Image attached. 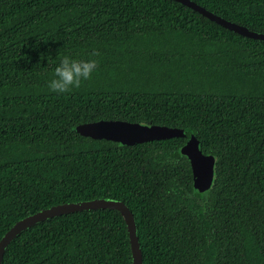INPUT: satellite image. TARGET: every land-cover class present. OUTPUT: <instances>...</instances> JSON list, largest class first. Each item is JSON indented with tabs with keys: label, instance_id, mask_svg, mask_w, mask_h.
<instances>
[{
	"label": "trees",
	"instance_id": "obj_1",
	"mask_svg": "<svg viewBox=\"0 0 264 264\" xmlns=\"http://www.w3.org/2000/svg\"><path fill=\"white\" fill-rule=\"evenodd\" d=\"M264 34V0H190ZM95 53V55H93ZM63 55L98 61L66 94ZM126 121L191 132L214 160L196 193L185 139L125 147L76 127ZM107 199L131 212L142 264H264V42L172 0H0V240L18 221ZM1 264H132L115 210L56 216Z\"/></svg>",
	"mask_w": 264,
	"mask_h": 264
},
{
	"label": "water",
	"instance_id": "obj_2",
	"mask_svg": "<svg viewBox=\"0 0 264 264\" xmlns=\"http://www.w3.org/2000/svg\"><path fill=\"white\" fill-rule=\"evenodd\" d=\"M172 1L189 8L221 28L250 39L264 42V34L249 31L242 26L217 17L190 0ZM76 132L82 137L98 141L105 140L119 143L125 147L173 138L185 139V143L180 148V154L186 157L190 164L193 190L196 193L201 194L208 191L212 186L214 177V160L200 152L197 139L191 132H185L178 128H168L166 126H141L137 123L119 120H102L81 124L76 127ZM103 209L115 210L122 216L128 233L132 264H142L140 245L138 243L136 227L131 212L121 202L107 199L62 204L42 210L18 221L0 240V264L7 246L15 237L26 229L56 216Z\"/></svg>",
	"mask_w": 264,
	"mask_h": 264
},
{
	"label": "clouds",
	"instance_id": "obj_3",
	"mask_svg": "<svg viewBox=\"0 0 264 264\" xmlns=\"http://www.w3.org/2000/svg\"><path fill=\"white\" fill-rule=\"evenodd\" d=\"M95 55V53H93ZM98 61L93 58L77 59L63 55L52 69L47 88L56 94H66L81 86L96 71Z\"/></svg>",
	"mask_w": 264,
	"mask_h": 264
}]
</instances>
